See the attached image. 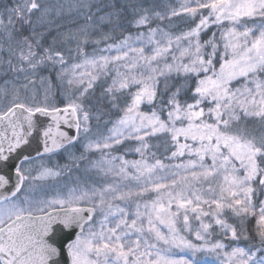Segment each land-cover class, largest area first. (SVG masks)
<instances>
[{
  "label": "snow or ice",
  "instance_id": "6c2138e0",
  "mask_svg": "<svg viewBox=\"0 0 264 264\" xmlns=\"http://www.w3.org/2000/svg\"><path fill=\"white\" fill-rule=\"evenodd\" d=\"M0 264H264V0H0Z\"/></svg>",
  "mask_w": 264,
  "mask_h": 264
},
{
  "label": "rangeland",
  "instance_id": "374dc122",
  "mask_svg": "<svg viewBox=\"0 0 264 264\" xmlns=\"http://www.w3.org/2000/svg\"><path fill=\"white\" fill-rule=\"evenodd\" d=\"M67 182V178L60 179L55 183L49 181L47 184L41 185L38 189V194L50 195L55 191L56 186L63 185Z\"/></svg>",
  "mask_w": 264,
  "mask_h": 264
}]
</instances>
